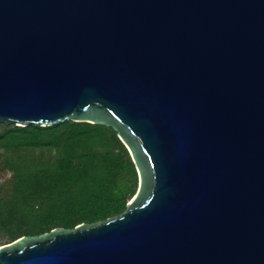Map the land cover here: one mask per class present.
<instances>
[{
    "label": "water",
    "instance_id": "obj_1",
    "mask_svg": "<svg viewBox=\"0 0 264 264\" xmlns=\"http://www.w3.org/2000/svg\"><path fill=\"white\" fill-rule=\"evenodd\" d=\"M116 130L120 214L0 264H264V0H0V122Z\"/></svg>",
    "mask_w": 264,
    "mask_h": 264
},
{
    "label": "trees",
    "instance_id": "obj_2",
    "mask_svg": "<svg viewBox=\"0 0 264 264\" xmlns=\"http://www.w3.org/2000/svg\"><path fill=\"white\" fill-rule=\"evenodd\" d=\"M138 186L130 153L110 126L0 122V245L116 216Z\"/></svg>",
    "mask_w": 264,
    "mask_h": 264
}]
</instances>
